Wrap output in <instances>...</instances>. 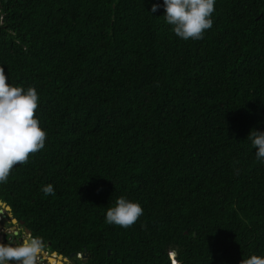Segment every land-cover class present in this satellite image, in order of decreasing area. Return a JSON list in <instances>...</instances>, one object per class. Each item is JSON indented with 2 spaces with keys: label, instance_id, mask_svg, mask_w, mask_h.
<instances>
[{
  "label": "trees",
  "instance_id": "1",
  "mask_svg": "<svg viewBox=\"0 0 264 264\" xmlns=\"http://www.w3.org/2000/svg\"><path fill=\"white\" fill-rule=\"evenodd\" d=\"M154 3L0 0V69L46 130L0 199L75 264H239L264 252V0H216L197 40ZM120 195L128 227L104 219Z\"/></svg>",
  "mask_w": 264,
  "mask_h": 264
},
{
  "label": "clouds",
  "instance_id": "2",
  "mask_svg": "<svg viewBox=\"0 0 264 264\" xmlns=\"http://www.w3.org/2000/svg\"><path fill=\"white\" fill-rule=\"evenodd\" d=\"M215 3L216 0H162V5L152 4L151 12L162 6L164 20L177 37L197 40L213 23ZM38 103L39 93L35 86L15 85L0 69V184L7 181L15 164L26 162L29 153H35L45 144L46 130L34 114ZM246 139L254 148L256 159L264 162V129L253 127ZM42 191L46 195L53 193V184H45ZM143 211L138 200L120 195L106 209L104 219L106 223L128 227ZM22 238L25 243L21 245L0 246V264H8L13 258L18 259L20 264H35L36 258L40 257V244L32 234L25 233ZM81 255L78 254L77 258L82 259ZM239 264H264V252L243 254Z\"/></svg>",
  "mask_w": 264,
  "mask_h": 264
},
{
  "label": "flooded vegetation",
  "instance_id": "3",
  "mask_svg": "<svg viewBox=\"0 0 264 264\" xmlns=\"http://www.w3.org/2000/svg\"><path fill=\"white\" fill-rule=\"evenodd\" d=\"M4 209L0 206V213L3 210V214H0V220H1L0 221V224L4 228H6V232H3L2 229L0 231V237L2 238V244H5L6 243L8 246H12V247H15V246H18V245L23 244L24 243V241H23L24 239L22 238V236L25 235L26 228L24 226H22L21 224L18 223V224H16L17 225L16 228L13 229V225L14 224L11 221L13 217H10L8 211L7 212H4ZM4 215L6 217H2ZM3 218H8L10 220V224H7V221L5 222V220ZM5 224L7 225V227H6ZM17 228H18V230H17ZM15 231H18V235H15ZM19 241L22 242V243H20ZM0 242H1V240H0ZM49 245H50V243L48 245L45 244V243H43V244L40 245V248L43 251H45V253L47 254V256L48 257L50 256L51 259L48 260V257L46 255H42L41 253H39L40 254V257H39L38 260L36 258L35 264H36V262H39V264H47V263L48 264H51V263L52 264H61L60 262H62L63 264H75L76 263V260H77L76 258H73V259H69L67 261H64L60 257H58L57 255L52 254L53 252L50 250ZM41 259H43L44 261L41 262ZM9 262H10V260H9ZM9 262H8V264H9Z\"/></svg>",
  "mask_w": 264,
  "mask_h": 264
},
{
  "label": "water",
  "instance_id": "4",
  "mask_svg": "<svg viewBox=\"0 0 264 264\" xmlns=\"http://www.w3.org/2000/svg\"><path fill=\"white\" fill-rule=\"evenodd\" d=\"M0 206L2 207V208H5L8 212H9V215H10V217H13V213H12V209H11V207L9 206V205H7L5 202H3L1 199H0ZM0 214H3V210L1 211V213ZM2 217H6L5 215L4 216H2ZM12 223L14 224L13 225V229L14 228H16V224H21V225H24V222L23 221H18L16 218H12ZM3 230V232H6V228H4L1 224H0V230ZM26 234L27 235H31L32 233H31V231L30 230H28V229H26ZM15 235H18V231H15ZM38 240V242H39V244L41 245V244H43V241H41L40 239H37ZM38 252L39 253H41L42 255H46L47 256V254L45 253V251H43L42 249H40V247H39V250H38ZM110 253V251H108V254ZM52 254H55V255H57L58 257H60L62 260H64V261H67V260H69V259H73V258H77V255H76V253H72V254H70L69 255V257H64L63 255H60V254H58L57 252H53ZM48 257V256H47ZM81 258H82V260L85 262L86 260H87V258H88V255L87 254H82L81 255ZM51 259V257L49 256L48 257V260H50ZM44 260L43 259H41V262H43ZM61 264H63L62 262H60ZM9 264H20V262H19V260L18 259H16V258H13V259H11L10 260V262H9ZM36 264H39V262H36ZM48 264V263H47Z\"/></svg>",
  "mask_w": 264,
  "mask_h": 264
},
{
  "label": "rangeland",
  "instance_id": "5",
  "mask_svg": "<svg viewBox=\"0 0 264 264\" xmlns=\"http://www.w3.org/2000/svg\"><path fill=\"white\" fill-rule=\"evenodd\" d=\"M3 209H4V208H3ZM4 212H7V210L4 209ZM3 219L5 220V222L7 221V224H10V220H9L8 218H3ZM11 221H12V220H11ZM5 225H6V224H5ZM16 226H17V225H16ZM6 227H7V225H6ZM17 230H18V228H17ZM23 238H24L25 240L27 239L25 236H24ZM0 240H1V242H0V246H6V245H7L4 241H3V242H4L6 245H5V244H2V238H1V237H0ZM19 242H20V241H19ZM7 246H8V245H7ZM51 264H52V263H51Z\"/></svg>",
  "mask_w": 264,
  "mask_h": 264
},
{
  "label": "crops",
  "instance_id": "6",
  "mask_svg": "<svg viewBox=\"0 0 264 264\" xmlns=\"http://www.w3.org/2000/svg\"><path fill=\"white\" fill-rule=\"evenodd\" d=\"M25 243V242H24Z\"/></svg>",
  "mask_w": 264,
  "mask_h": 264
}]
</instances>
